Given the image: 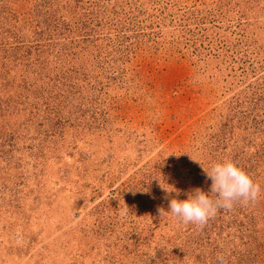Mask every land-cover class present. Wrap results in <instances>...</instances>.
<instances>
[{
  "label": "rangeland",
  "instance_id": "obj_1",
  "mask_svg": "<svg viewBox=\"0 0 264 264\" xmlns=\"http://www.w3.org/2000/svg\"><path fill=\"white\" fill-rule=\"evenodd\" d=\"M189 153L259 199L159 216L156 178L210 188ZM218 256L264 264V0H0V264Z\"/></svg>",
  "mask_w": 264,
  "mask_h": 264
},
{
  "label": "clouds",
  "instance_id": "obj_2",
  "mask_svg": "<svg viewBox=\"0 0 264 264\" xmlns=\"http://www.w3.org/2000/svg\"><path fill=\"white\" fill-rule=\"evenodd\" d=\"M190 157L192 162L201 167L205 183L211 181L210 188L205 191L196 187L185 191L167 181L162 183L159 178H156L159 180V188L163 193L162 199L167 201V208L163 206L157 208L159 216L167 215L180 223L203 228L219 210H231L236 205L245 206L259 199L261 186L235 162L223 160L208 167L191 154ZM139 191L152 195L149 188L139 189ZM182 193L186 198H179ZM135 194L133 191V195ZM217 264H226L225 258L218 256Z\"/></svg>",
  "mask_w": 264,
  "mask_h": 264
}]
</instances>
